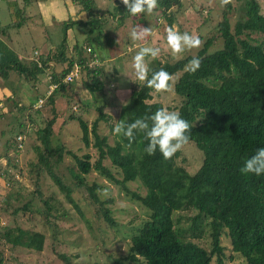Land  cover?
Instances as JSON below:
<instances>
[{"label": "trees", "instance_id": "obj_1", "mask_svg": "<svg viewBox=\"0 0 264 264\" xmlns=\"http://www.w3.org/2000/svg\"><path fill=\"white\" fill-rule=\"evenodd\" d=\"M33 1L36 0L30 2ZM60 1H68L77 13H84V19L68 18L61 22L59 26L64 31V37L60 44L46 50L45 54L33 51L31 56H19L4 44L2 38H7L8 30L19 28L21 24L15 22L0 27V80L5 89V83L12 75L17 83L23 84L20 85L22 94L17 93V88H10V94L0 100V116L14 110L23 113L31 126H34L36 120H45L43 127L35 129L38 145L31 146L37 159L32 165L34 188L37 190L44 173L55 185L53 196L57 193L62 195L81 217L82 214L71 198V188L53 172L55 166L62 162L65 146L62 139L58 143L52 142L56 118L55 97L59 94L65 99V109L70 108L69 100L72 97L68 94V86L72 83L80 84L94 97L101 94L103 100H97V116L89 125L68 110L67 120L77 121L83 144H90L96 152L93 161L88 155L82 159L74 158L77 173L71 174L73 187L83 189L92 203L100 205L96 213L109 227L115 226V223L110 212L103 207L108 201L100 202L96 194L99 187L95 183L88 185L85 182V177L91 172L119 187L130 200L148 213L129 238L126 255L114 258L111 263L229 264L240 259L241 264H264V175H245L240 171L244 162L258 148L264 147V15L260 5L256 0H230V3L222 6L219 0L215 7L218 9L219 20L209 31V37L197 34L203 43L194 55L180 59L168 56L155 59L146 57L151 69L149 78L161 69L172 76L170 90L178 99V104L166 108L178 111L182 118L193 125L189 142L201 156L199 167L189 175L177 164V152L170 159H165L159 150L154 155H148L144 151L148 140L143 132L136 131L131 142L126 137L114 135L111 145L107 143L106 136H100L97 132L99 123L105 124L109 132H112L115 125H112L114 114L111 110L116 105H110L104 97L107 93L105 75L113 77L124 73L126 77L130 71L133 72L129 71V68L133 69L131 63L122 64L119 59L129 54L133 56L134 51L116 57L109 47L114 34L109 37L105 32L104 42L108 45V54L105 53L101 58L88 40L92 39L90 37L100 38L104 23L109 18L113 21L118 16L117 21L122 22L140 16L143 22L145 13L131 15L121 0H115V6H104L101 0ZM26 4L27 1L24 2ZM172 7L179 9L180 0H158L156 10L168 27L173 25V19L171 14H166ZM194 10L200 14L203 23L207 21L206 16L197 8ZM72 25L86 30L83 45L77 42L71 46L66 44L65 33ZM251 35L258 36L259 40L252 41ZM214 45H219V48L211 52ZM193 57L201 60V66L195 73L187 70ZM103 63L109 65L110 73L105 72ZM74 66L78 68L76 77L64 83L65 76L72 72ZM125 67L128 69L125 70ZM45 75H49L50 79L47 80ZM43 79L46 86L40 89L38 84ZM49 84L55 85V89L46 95ZM153 94H157L155 89L148 87L146 82H140L139 88L130 94L127 106L117 108L118 121L123 119L131 123L137 118L154 114L162 105L153 100ZM39 100H44V104L36 107ZM9 103L13 107L6 112L4 108ZM43 114L45 116L42 119L36 118ZM18 126L23 127L20 123ZM21 133L25 132H18L19 136H23L21 141L17 142L14 137L10 146L4 145L6 151L11 147L14 152L11 158L5 157L6 165H11L19 176L22 174L14 160L19 153L17 144L23 147L25 136ZM89 134L92 142L88 140ZM104 161L116 170L118 178L114 177ZM5 174L6 171L0 173V180H5ZM9 176L2 184V190L8 192L9 197L21 199L19 191L22 188H13L18 180L11 174ZM133 182L139 184L144 191L143 195L126 188V184ZM24 199L25 202L13 208L9 215L15 217L30 211L32 200ZM55 201L52 198L49 202H41L40 214L47 225L53 217L51 211L58 212L52 204ZM2 210L6 212L7 206ZM179 212L192 215L182 221L176 217ZM49 227L52 228L47 239L43 233L32 234L19 226L14 229L0 227V246L32 249L30 241L36 238V245L40 249L45 245L43 248L48 254H54L60 264H69L68 257L56 250L60 246L56 240V227ZM87 228L92 230L89 225ZM0 264H6L1 251Z\"/></svg>", "mask_w": 264, "mask_h": 264}, {"label": "rangeland", "instance_id": "obj_2", "mask_svg": "<svg viewBox=\"0 0 264 264\" xmlns=\"http://www.w3.org/2000/svg\"><path fill=\"white\" fill-rule=\"evenodd\" d=\"M25 1H27L26 5H24ZM25 1L0 0V27L15 24V22L21 24L19 28H11L8 30L7 38L3 37L2 40L7 47L16 51L17 54L21 56H31L33 51L45 54L47 50L45 45L51 43L52 48L56 47V45L60 44L62 41L64 31L59 25H57V27H52L49 22H46L47 19L49 20V18H47L48 12L45 10L44 13H42L41 6L46 5L47 0H36L33 2H30L31 0ZM218 1L219 0H180L181 7L179 9L172 7L166 15L171 14L173 19L172 27L175 26L181 33L188 32L190 34H200L203 35V37H207L210 34L209 31L212 29V26L219 20V17H217L218 9L215 8ZM256 2L260 5L262 14L264 15V0H256ZM195 8H197L202 15L206 16L207 21L204 23L202 22V19L199 17L200 14L195 12ZM15 10H18L19 13ZM138 24L143 27H157L158 30H153V34L149 36L146 41H133L130 37V30L133 26ZM123 25L126 29L120 31V29L117 28L112 38L113 41L109 44L110 52L114 55L119 53L129 54L126 52L127 46L133 49V56L129 54L130 56L126 55L119 59V62L122 64L126 63L129 65V63H131L132 66L133 57L139 50V47L142 46L159 48L160 53L156 58L168 56L180 59L182 57L194 55V53L200 49L186 50L184 53L174 56L166 43V29L169 27L165 19L163 17L161 18L160 12L156 9L152 14L145 13L143 22L140 16H138L135 17V19L126 20ZM112 26L113 24H107L106 22L103 26L104 33L110 30ZM85 32V29L83 30L76 25H72L65 33L66 44L71 46L77 42L83 45V42L86 40ZM108 36L110 37L111 35L109 34ZM90 38V40H88L89 44L97 52V56L102 58V55L105 53L108 54V45L104 42L105 35L103 33L100 38ZM250 39L252 41H258L259 37L251 35ZM217 48H219V45H217V47L214 45L211 48V52L212 49ZM102 66L105 72L108 71L110 73L107 63H105V65L103 63ZM124 69L126 70L128 68L125 67ZM130 70L133 69L129 68V71ZM123 75L124 73L113 77L105 75L104 78L107 92L104 97L109 101L110 105H116V107L111 110L114 114V118L111 120L113 123L112 125L118 121L116 117L117 108L128 101L130 94L139 88L141 82L136 79L134 70L133 72L130 71L126 77ZM12 76L5 83L7 86L6 89L10 91L13 88H17V93L22 94L23 89L20 85L23 84L17 83L14 76ZM44 82L45 79H43L41 84H38L41 86L39 87L40 89L46 86ZM25 86L27 85L25 84ZM3 87L4 84H2L0 80V92ZM68 87V94L72 97V100H69L70 108L65 109V99L59 94L55 97L54 111L56 112V118L53 125L52 142L56 141L58 143L59 140L62 139L61 142L66 150L62 157V162L55 166L53 172L60 176L63 182L71 188V198L82 214V218L74 209L73 205L66 203L62 195L57 193L53 196L52 192H55V185L44 173L38 183L37 190L34 188L35 174L32 165L36 163L37 159L34 148H31V146L38 145L34 135L35 129L43 127L45 120H36L37 122L34 126H31L32 124L23 117V113L13 110L0 116V173L3 174V172L6 171L5 180L10 177V174L14 179L18 180V183H15L13 188L15 189L18 186L22 188V190L19 191L22 198L16 200L13 196L9 197L7 195L8 192L6 193V191L1 188L5 180H0V227L3 228L6 226L9 229H14L16 226H19L22 230H29L32 234L43 233L47 239L50 237L52 228L49 227V225L55 226L56 240L60 244V246L56 247V250L60 254L64 253L68 257L69 264H113L111 260L126 255L129 238L135 233V227H138L142 221L147 218L148 213H146L139 204L130 200L119 187L104 179L103 176L91 172L85 177V182L88 185L95 183L99 187L96 194L100 202L108 201L104 203L103 207L110 212V216L115 223V226L109 227L96 213L100 205L92 203L88 199L86 191L73 187L71 174L77 173L74 158L82 159L84 155H88L91 161H93L96 157V152L90 144H83L77 121L67 120L69 115L68 110L73 112L76 116H80L82 120L89 125L97 116L95 107L98 101L103 99L101 94L95 97L88 94L80 84L72 83ZM96 97L98 98L95 99ZM22 100L23 99L20 101L22 102ZM153 100L159 102L162 107H172L178 104V99L171 90L153 94ZM42 104H44V100ZM11 106L12 104L9 103V105L4 108L6 112L10 110ZM41 111L44 112V110ZM45 111L49 113L48 110ZM44 116L45 114L37 115L36 118L42 119ZM46 116L48 119L49 116ZM18 123L23 125V127L19 128ZM19 131H24L25 133L21 134H24L25 137L23 138V147L19 149V153L16 155L14 162L22 176H19L12 166H7L5 162V157L10 156L11 158L14 152L11 147L6 151L4 145L7 144V147L10 146L12 138L15 137L16 139V135H18ZM97 132L100 136L107 137V143L109 145L112 144L114 134L113 132H109L105 124L99 123ZM88 140L92 142L90 134ZM177 153V164L183 167L189 175H192L199 167L200 152L191 142H188L177 151ZM104 163L110 168L114 177L118 178L119 176L116 170L111 168L108 162L104 161ZM126 188L139 195L144 194V191L136 182L126 184ZM105 190L107 192L106 195L103 194ZM36 193H38L37 196ZM24 197L32 200L30 211L15 217L9 215L13 208L25 202ZM52 198L56 200L52 202V204L55 208L54 210L57 209L58 212L54 213L51 211L53 217L49 219L50 222L48 223L49 225H47L43 216L40 214L42 212L41 202H49ZM4 206H7L6 212L2 210ZM191 215L192 214L189 212H179L176 214V217L184 221L185 218ZM87 225L92 228L91 231L88 230ZM30 244L33 247L32 249L22 250L17 248L13 249L7 245L0 246V251L3 252L5 263L34 264L39 261L38 264H60L54 254L47 253V250L44 249L45 245H43L44 248L42 246L41 249L36 245V238H33ZM240 262V259H235L229 264H241Z\"/></svg>", "mask_w": 264, "mask_h": 264}, {"label": "clouds", "instance_id": "obj_3", "mask_svg": "<svg viewBox=\"0 0 264 264\" xmlns=\"http://www.w3.org/2000/svg\"><path fill=\"white\" fill-rule=\"evenodd\" d=\"M127 12L133 16L147 13L152 14L158 7V0H121ZM230 0H221V5H227ZM115 6V5H114ZM153 34V28L135 25L130 30V37L133 41H146ZM166 43L171 53L176 56L186 50L198 49L203 41L196 34L188 32L181 33L175 26L166 29ZM160 53L159 48L151 46L139 47L133 57L132 68L138 81L146 82L147 86L157 92L169 91L171 89L172 76L167 71L161 69L152 73L149 78V68L146 57L155 59ZM201 66L199 57H193L189 61L188 71L195 73ZM43 102V100H42ZM127 101L123 106H127ZM42 105V104H41ZM193 125L182 118L178 111H170L166 107H161L154 114L135 119L131 123L120 119L116 121L112 132L114 135L126 137L130 142L134 138L136 131L143 132L148 140L144 151L148 155H154L157 150L165 159H170L177 151L189 142ZM19 136V135H18ZM17 137V136H16ZM242 174L264 175V147L256 150L255 154L248 158L240 169ZM107 194L106 190L103 192Z\"/></svg>", "mask_w": 264, "mask_h": 264}, {"label": "crops", "instance_id": "obj_4", "mask_svg": "<svg viewBox=\"0 0 264 264\" xmlns=\"http://www.w3.org/2000/svg\"><path fill=\"white\" fill-rule=\"evenodd\" d=\"M114 1L115 0H101V4H103L104 6H106V5L108 6L110 4L114 5ZM45 10H47V12H48L47 18H49V20L47 19L46 22H49L52 27H57V25H59L61 22H63L64 20H66L68 18H70L71 20H75V19L83 20L84 19V13H77L76 10L74 9V7H72L68 1L61 2L60 0H47L46 5L41 6V12L44 13ZM117 17L115 19H113V21H111L112 20L111 18L106 20L107 24H113L111 29L107 31L110 35L115 34V31H116L115 29H117V28H119L120 31L126 29L124 27L123 23L126 20H129V18L120 22V21H117V19H118ZM130 20H132V19H130ZM104 25H105V23H104ZM153 30L157 31L158 29L156 27V28H153ZM103 34L105 35L104 31H103ZM45 46H46L47 50L52 48L51 43H47ZM132 51H133V49L130 46H127L126 52L131 53ZM121 54L122 53L117 54L116 57L121 56ZM19 56H21V55H19ZM3 90H6V91H3ZM8 93L10 94V91H8L7 89H5L3 87L1 89V92H0V95H1L0 100H2L3 96H6ZM0 106H1V104H0ZM12 107L13 106H11V108Z\"/></svg>", "mask_w": 264, "mask_h": 264}, {"label": "built area", "instance_id": "obj_5", "mask_svg": "<svg viewBox=\"0 0 264 264\" xmlns=\"http://www.w3.org/2000/svg\"><path fill=\"white\" fill-rule=\"evenodd\" d=\"M86 50L88 51V49H86ZM77 70H78L77 66H74L72 72H70L67 76H65V78H64V83H69V82H71V80H72L74 77H76V75H77ZM45 78H46L47 80L50 79L49 75H45ZM54 89H55V85H51V84H49V85H48V88H47V90H46V95H49ZM41 104H42V101L39 100V101H38V104L36 105V107H40ZM21 139H22L21 136H17V137H16V141H17V142L21 141ZM21 147H22V145L18 143V144H17V148H18V149H21Z\"/></svg>", "mask_w": 264, "mask_h": 264}]
</instances>
